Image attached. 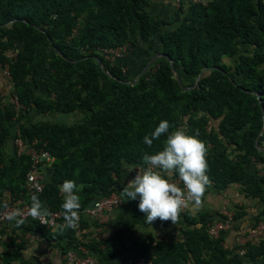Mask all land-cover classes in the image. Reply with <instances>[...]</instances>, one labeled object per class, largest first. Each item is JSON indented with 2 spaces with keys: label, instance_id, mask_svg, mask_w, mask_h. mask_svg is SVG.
I'll return each mask as SVG.
<instances>
[{
  "label": "trees",
  "instance_id": "obj_1",
  "mask_svg": "<svg viewBox=\"0 0 264 264\" xmlns=\"http://www.w3.org/2000/svg\"><path fill=\"white\" fill-rule=\"evenodd\" d=\"M146 4L0 0V64L8 61L20 104V113L11 120L14 111L1 103L0 92V209L26 198L30 207L35 194L49 211L61 213L53 229L33 220L20 225L12 220L5 232L0 227V264H49L21 255L25 239L20 233L32 229L61 253L81 244L97 264L116 254L120 264L138 259L152 264H243V256L264 262V237L242 243L243 255L237 253L239 244L222 246L223 229L210 238L206 229L223 216L218 212L193 217L182 211V239H126L115 229L82 241V217L78 231L61 228L63 181L77 185L79 216L96 197L121 195L117 179L124 163L144 167L143 154L162 148L166 134L151 147L143 143L161 120L169 122V131L184 128L205 143L206 174L214 189L236 182L244 194L264 197V173L247 169L248 164L264 163V151L258 149L264 147V0H187L185 7L181 1L168 19L148 12ZM123 44L128 50L112 60L98 50ZM155 53L169 57L181 85L163 56L129 82ZM52 111L79 112L81 117L69 124L32 120ZM12 123L25 142L36 141L52 156L39 192L27 193L23 187L28 157L14 150L5 155ZM259 217H264V201Z\"/></svg>",
  "mask_w": 264,
  "mask_h": 264
},
{
  "label": "crops",
  "instance_id": "obj_2",
  "mask_svg": "<svg viewBox=\"0 0 264 264\" xmlns=\"http://www.w3.org/2000/svg\"><path fill=\"white\" fill-rule=\"evenodd\" d=\"M181 1H183V5L186 6L187 0ZM146 3V9L150 13L160 17H163L164 15H171L173 17L175 7L172 4V0H146ZM0 92L2 95L1 103L3 105L10 106L9 109H13L12 96L15 95V93L13 92L12 81H8L1 75ZM40 92L43 94L44 89H41ZM18 113H20V108ZM17 114L15 116L12 115L11 120L14 119ZM80 117L81 113L79 112H70L66 114L59 111H52L43 114H36L32 117V120L66 122L64 120L66 118V123L69 124L72 121H77ZM13 125L14 123H12L11 129L14 131V129L18 126L17 124L14 126ZM12 144V140L10 139L8 144L5 145L4 150L6 156H8L14 150ZM133 165L134 164L124 163V170L117 179V185L124 186L128 180L133 178L132 172L129 173L128 171L129 168H133ZM46 169L47 165H41L39 167V172L43 177H45L47 174ZM247 169L249 172L254 170L259 174H262L264 173V163L257 162L255 164L251 163V165L248 164ZM120 197V204L115 207V209L107 213L106 219H104V221L99 226L97 224H93L94 221L91 220L92 218L85 212V210L82 211L80 218L82 217V219H84L86 222L85 225L80 229V239L82 241H90L92 238H97L101 233L107 234L115 229L119 231V235L126 239L134 237H153L155 239L165 240L173 239L180 231V227H182L181 225L184 223L180 213L177 224H173L172 222L162 224L157 221L158 219H156L151 225L147 224L145 222V213L141 212L138 208L139 198L137 197L136 200H126V197L121 195ZM263 199L264 197L259 198L258 196H249L244 194L241 186L236 182H231L226 187L218 191L214 189L210 181L202 198V204L200 206H196L193 202H189L188 206L185 207V210H187L188 213L193 217H198L200 213L206 211L211 212V214L218 212L223 216L226 211H232L234 215L236 213L238 216L234 217L233 215V221L231 222V225L228 228L223 229L224 235L221 244L222 246H231L236 244L241 245L246 241L250 243L249 238L245 233V228L249 224L262 218H258V216L262 210L264 201ZM20 234H22L23 239H25V247L21 252L23 257L41 262H49V264H64L62 253L59 252L57 246L48 244L40 232L32 229L25 230ZM262 237H264V232L262 233L261 238ZM242 245L238 248V250L243 248ZM71 250L78 251V246H73ZM118 258L119 255L116 254L110 260H103V264H120L118 263ZM243 258V264H264L260 258L255 260H251L246 256H243ZM127 264L152 263H150L148 260L144 261L142 259H138L132 262H127ZM189 264H192L191 260L189 261Z\"/></svg>",
  "mask_w": 264,
  "mask_h": 264
},
{
  "label": "clouds",
  "instance_id": "obj_3",
  "mask_svg": "<svg viewBox=\"0 0 264 264\" xmlns=\"http://www.w3.org/2000/svg\"><path fill=\"white\" fill-rule=\"evenodd\" d=\"M169 129V122L161 120L150 135L143 137V143L151 147L154 140H159L166 134L160 150L154 154H143L145 167L128 169L129 173L135 171V175L121 191L126 200H136L139 197L138 208L145 213V222L150 225L156 219L177 224L181 211L189 202L196 206L202 204L206 187L210 183L206 174L208 164L205 143L199 139L198 134L189 135L184 128L173 131ZM11 140L13 143V138ZM177 173L179 180L183 182V188L171 179ZM59 192L62 195L61 208L65 221L61 228L76 229L81 208L77 185L73 180H64L59 186ZM28 215L34 219L39 218L42 222L49 215L48 208L35 194L31 195ZM8 218L15 220L17 225L24 223L21 213L17 211L9 213Z\"/></svg>",
  "mask_w": 264,
  "mask_h": 264
},
{
  "label": "built area",
  "instance_id": "obj_4",
  "mask_svg": "<svg viewBox=\"0 0 264 264\" xmlns=\"http://www.w3.org/2000/svg\"><path fill=\"white\" fill-rule=\"evenodd\" d=\"M181 0H172V4L177 7ZM126 45H120L115 48H98L100 53L104 56V58L108 60H112L115 57L122 55L125 52ZM12 55V53H10ZM9 65L8 61L5 60L0 64V74L2 77L11 81L10 74H9ZM13 102V111L14 116L18 113L20 108V104L17 101V97L15 95L12 96ZM13 147L15 149L16 154L23 153L29 159V168L25 173V179L23 183V187L27 193L39 192L43 185V176L39 172V167L41 165H48L51 160L52 156L50 153L44 149L42 146L38 145L36 141L32 142H25L23 138H21L19 134L18 127L13 131ZM145 167V166H144ZM133 168H142L137 164L133 165ZM135 171L132 172V177H134ZM174 181L183 188V182L179 180V176H177ZM121 202L120 194L117 192H110L106 195H101L96 197L91 204L84 208L85 212L92 218L91 220L94 221L98 226L106 219V215L109 211L115 209ZM29 206L23 200H19L17 203H7L0 209V227L3 228V232L9 231L12 228V220H9L8 216L9 213L13 211L20 212L24 224L28 220L36 221L39 225L53 229L57 225L58 219L61 217V213L57 210L49 211V215L43 218V222L41 219L37 218L34 219L30 215H28ZM185 208L182 210L184 211ZM233 212L226 211L224 216L220 219L214 221L212 225L210 224L206 231L210 238H216L220 232V230L228 228L233 221ZM19 218V217H18ZM78 231V227H77ZM3 232L1 234L3 235ZM264 232V217L249 224L245 228V233L249 238L250 243L254 244L257 243L258 240L261 238L262 233ZM5 236L3 235V239ZM182 239V234L179 231L178 234L173 239ZM78 246V251H73L70 249L66 250L62 253V257L64 260V264H97L96 259L87 251L85 247L81 244L76 245ZM237 253L239 255L244 254V249L240 248ZM122 264H127L122 263ZM185 264H189V260L185 262Z\"/></svg>",
  "mask_w": 264,
  "mask_h": 264
},
{
  "label": "water",
  "instance_id": "obj_5",
  "mask_svg": "<svg viewBox=\"0 0 264 264\" xmlns=\"http://www.w3.org/2000/svg\"><path fill=\"white\" fill-rule=\"evenodd\" d=\"M157 56H163V57H165L166 59H168V60L170 61V65H171V68H172L173 74H174V76H175V73H177V71H176L174 65L172 64V61L169 59V57H168L167 55L163 54V53H155V54H153V55L147 60L146 64L142 67V70L139 71V72H137V73L134 75V78H133L131 81H129V82L131 83L132 81H134V80L136 79V77H137L139 74H141L142 72H144V70H145L146 67L150 64V62H151L154 58H156ZM93 59L98 63L99 66H102V62H100V60H99V58H98L97 56H93ZM205 68H206V67L202 68L201 71H200V73H202V72L205 70ZM200 73H199V74H200ZM175 78H176L177 82L181 85L179 77L176 75ZM197 78H198V76L195 77V80H197ZM181 87L184 88V89H188V88H189V86H183V85H182ZM261 115H262V126H263V125H264V112H263V110H261ZM262 129H263V128L261 127V129H260V130H261L260 134L263 132ZM257 141H258V139H256V144H257ZM258 149H261V150L264 151V147H259ZM26 200H27V198H26ZM26 200H24V202H25Z\"/></svg>",
  "mask_w": 264,
  "mask_h": 264
},
{
  "label": "rangeland",
  "instance_id": "obj_6",
  "mask_svg": "<svg viewBox=\"0 0 264 264\" xmlns=\"http://www.w3.org/2000/svg\"><path fill=\"white\" fill-rule=\"evenodd\" d=\"M183 2V1H182ZM175 7V6H174ZM184 7H185V5H184ZM149 12V11H148ZM169 16V17H168ZM160 17V16H159ZM172 16L171 15H164L163 17H161V18H164V19H168V18H171ZM126 50H128V49H126V47H125V51ZM225 58V60H227V61H229V58H227V57H224ZM1 75V74H0ZM177 75V73H175V76ZM2 76V75H1ZM178 76V75H177ZM182 76H184V74H182ZM186 80L187 81H191L192 79H189V78H186ZM190 87H192V85H190L189 86V88ZM66 122H67V120H66V118L64 119Z\"/></svg>",
  "mask_w": 264,
  "mask_h": 264
}]
</instances>
